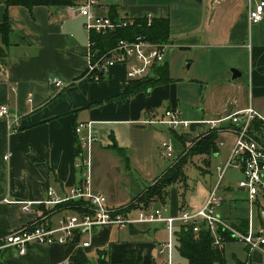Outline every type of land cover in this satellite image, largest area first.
Returning a JSON list of instances; mask_svg holds the SVG:
<instances>
[{
  "label": "crops",
  "instance_id": "obj_1",
  "mask_svg": "<svg viewBox=\"0 0 264 264\" xmlns=\"http://www.w3.org/2000/svg\"><path fill=\"white\" fill-rule=\"evenodd\" d=\"M97 1L96 13L101 16L115 15L117 19L127 17L129 20L152 16L169 20L173 47L200 48L214 45L232 46L236 50L248 48L251 61L247 102H240L235 97L230 102L232 107L219 114V117L200 120L220 119L235 110L246 108L250 102L258 110L264 111V19L258 24H252L248 18L249 11L245 12L260 0ZM206 9L208 11L204 16ZM189 10H199L202 16H190ZM7 18L10 32L5 41L6 57L0 60V104H7L10 114L0 118V242L11 231L40 220L35 214L25 212L22 202H44L49 198V192L65 197L82 180L84 172L76 166L78 137L75 129L78 124H89L81 136L91 133L95 138L91 145L93 157L96 154L105 155V149L118 153L114 145L126 151L139 149L142 131L137 130V125H150L148 120L156 116L155 106L159 104L152 99L164 88V85H160L144 91L153 90L152 94L149 92L150 95L144 92L133 96L124 95L130 82L127 80L125 65L111 67L99 80L89 75L90 34L85 27L86 18L80 16L76 6L50 9L38 5L29 9L14 5L8 7ZM174 23L177 25L174 26ZM178 25L185 28L184 33L179 28L176 30ZM205 29H211V34ZM54 78L63 80L65 86L56 87L52 83ZM11 122H16L14 129L9 128ZM160 125L174 134L177 132L184 145L191 144L200 133L209 129L207 124L196 128L194 125L182 137L180 131ZM221 134L219 132L218 140ZM225 134L230 141H221L220 146L233 147L235 135L228 132ZM256 135L264 144L263 126L256 131ZM163 153L165 155L164 149ZM215 154L219 156L221 149ZM131 158L129 156L130 161ZM140 160L136 158L141 164L143 161ZM125 165L130 168V162L125 160ZM145 166L143 163L138 169L142 173H149V167ZM230 186L227 184L224 188L234 195L232 190H228ZM180 195L179 190H175V194L170 191L168 200L172 205L170 209H164L168 215H178L188 210L185 203L181 205ZM239 195L248 197L238 186V193L224 200L220 206L229 205L226 213L220 216L233 227L243 221L249 222L251 218V213L248 219L234 220L231 217L232 211L243 207L241 204L244 202L241 201L250 207L248 199L243 200ZM162 204L166 203L151 202L148 206L159 207ZM40 209L54 223L60 214L52 212V208ZM45 209L51 212L46 214ZM256 215L261 230L264 226V195L259 196L255 203L252 223ZM180 225L176 223L177 231ZM152 227H156V232L159 229L157 226ZM114 229L119 232L128 230L130 239L121 243L118 239L115 243L112 240ZM150 232L152 228L143 225L126 229L100 226L81 237V241L87 234L93 237L88 248L76 244H35L25 255H20L16 248L0 246V264H75L72 258L79 250H83L93 263L97 262L100 250H107L111 262L122 260L127 252H134L142 258V264H154L158 263L156 253L160 251L157 250V243L161 247L163 244L157 242L155 237L147 239L141 236ZM234 241L237 239L233 238L226 244ZM242 244L246 255L243 258L234 255V262L227 261L229 264H264V246L252 249L246 243ZM92 254H96L97 258L91 257ZM224 254L226 258L225 247Z\"/></svg>",
  "mask_w": 264,
  "mask_h": 264
},
{
  "label": "built area",
  "instance_id": "obj_2",
  "mask_svg": "<svg viewBox=\"0 0 264 264\" xmlns=\"http://www.w3.org/2000/svg\"><path fill=\"white\" fill-rule=\"evenodd\" d=\"M97 0H85L76 6L80 16L86 18L85 27L91 33L105 34L109 31L126 27L133 24L132 21L124 19L113 20L107 16L96 13ZM75 7V6H74ZM250 23L258 24L264 19V0L258 1L248 10ZM152 16L148 17L151 24ZM173 44L171 42H153L145 37H137L135 40L121 39L114 48L107 53L94 51L92 41L88 51L89 68L88 74L95 79L101 76L116 65L127 67V80L145 79L154 76L159 67L165 64L166 58ZM52 83L62 88L65 83L60 78H54ZM30 100V99H29ZM10 108L7 104H0V118L8 117ZM260 123L264 127V111L256 109L252 104L246 108L235 110L216 120L188 121L181 117L179 110L170 108L166 111L161 120L150 118L149 124L159 123L166 125L173 131L178 129H189L192 126L207 124L208 132L217 130L220 133H233L235 135L234 147L229 160L224 167L218 166L220 178L215 185L205 205L196 213L183 210L178 215H168L164 209L150 206H142L135 209L113 208L109 205L108 198L104 193L95 192L92 181V151L91 145L95 138L89 133L81 136L89 124L80 123L76 126L75 132L80 143V152L77 154V168L85 172L82 180L74 185L67 196L60 197L49 192V198L44 202H22L25 212L35 214L39 221L11 231L0 242L2 247L16 248L20 255H25L32 245L45 246L76 244L83 248L90 247V242H82L81 237L86 232L100 226H113L119 229L136 227L138 225L161 224L168 232V241L164 242L161 253L168 252L167 264H173L175 250L174 240L177 237L176 223L182 226H193L195 232H199L201 224H205L214 237L217 245L222 243L220 231L231 230L234 239L243 241L252 249H261L264 246V228L254 232L252 223L253 208L259 196L264 195V144L253 132L254 123ZM16 122H11L9 128L14 129ZM222 145V143L220 144ZM165 156L173 157L175 145L170 142L162 144ZM230 167L238 169L242 175L238 186L248 195L250 203L251 218L246 233L239 232L227 221L215 214L216 208L222 206L224 199L218 197L217 193L225 179ZM81 201L86 204L82 210L66 209L58 215L55 223L43 215L40 207L54 208L57 205L69 202ZM39 207H35V205Z\"/></svg>",
  "mask_w": 264,
  "mask_h": 264
},
{
  "label": "rangeland",
  "instance_id": "obj_3",
  "mask_svg": "<svg viewBox=\"0 0 264 264\" xmlns=\"http://www.w3.org/2000/svg\"><path fill=\"white\" fill-rule=\"evenodd\" d=\"M207 11L208 9L204 10V16ZM245 12L247 13L248 10L246 9ZM189 14L190 16L198 18L202 16L199 10H189ZM176 25L177 24L174 23V26ZM180 27L181 26L178 25L176 30L179 28V31L184 33L185 28ZM206 30L211 34V29H205V31ZM172 50L168 53L167 57H169L168 59L166 58L167 61H165L169 67L172 81L164 85V88L160 89L152 99L155 103H159L155 106V111L157 112L155 116L156 119L161 120L166 111L170 108L179 110L184 120L193 122L200 120V118L213 119L219 117V114L229 110V107H232V103L230 104V102H233L235 97H237L240 102H247L248 89L250 87L249 67L251 61L249 60L250 51L248 48L236 50L232 46L218 47L210 45L200 48L174 46ZM233 68L242 75L238 77L235 82L231 81V83L230 80ZM152 91H149L150 94L153 93ZM149 92L144 93L150 95ZM250 104H252V102H250L249 105ZM194 127L196 128L198 126L195 125ZM137 130L142 131L140 132L142 141L139 149L134 148L127 150L129 156H132L130 168L126 167L125 160L123 159L122 161L120 154L115 151L105 149V155L96 154L94 157L92 155V181L94 190L104 193L108 198L109 205L113 208H123L126 204L129 206L135 205L140 202L138 197L140 193L145 197L150 196L152 189L162 181L164 175L171 169V166L179 162L182 158H186L187 165L183 167V172L186 175L183 180L184 182H173L169 187V191L175 194V190H179L181 194V205L186 204L188 211L191 213L198 212L205 205L220 178V172L217 170L218 166L224 167L226 165L234 144L233 147L232 145L220 146L221 141L227 143L230 141L228 136L222 133L218 140L221 149V154L219 156L216 154L194 156L193 149H191L192 145L197 140L206 136L210 131L208 132L207 130L200 133L191 144L184 145L178 135L172 133L160 124L153 123L145 125L144 127L137 125ZM179 130L180 129H178V132ZM190 131L191 129L181 130L180 135L183 137ZM231 134L234 135L233 133ZM164 142H170L177 147V149L175 147L173 157L164 155L162 146ZM136 158H140V161L143 162L140 164V162L136 161ZM143 163L144 166L146 165L145 167H149V173L146 171L142 173L141 170L138 169ZM164 172L165 174L162 175ZM85 175L84 172V176ZM241 177L242 175L238 169L230 167L217 193L218 197L220 196L222 199L228 200L229 197L236 195L238 193V184ZM227 184L231 185L228 190H232L234 195L230 194L227 192V189H225ZM240 198L243 200L248 199L245 195L240 196ZM152 201L166 203L159 206L166 210L170 209L172 205V202H169V200L162 202L154 199ZM170 201L172 200L170 199ZM241 202H244L241 204L243 207L231 213V217L234 220L238 218L248 219L250 216V207L245 201ZM227 208H229L227 204L223 207H217L215 214L218 216L223 213L225 214ZM150 209H154V206H150ZM253 223L254 232L260 231L257 215L254 217ZM143 226L149 225L144 224ZM152 226H157L159 228L157 232L156 229H154L156 227ZM150 227L152 228V232H150V234L143 233L141 235L142 237H147V239L149 237H155L157 242L161 244L168 241V232L163 225L154 224L150 225ZM235 228L238 230L237 227ZM226 231L232 233L231 230ZM239 232L246 233L242 231ZM118 239L120 243L128 241L130 239L129 231L124 230L123 232H119L118 229H114L112 240L116 243ZM93 240V237L87 234L83 237L82 242H91ZM242 243L244 242L237 240L226 244L225 252L229 263L234 262V255H237L239 258H243V256L246 255ZM174 245L173 264H188V260L182 257L178 251L176 239L174 240ZM157 247L159 248L157 249L158 251H161L163 248L159 246L158 243ZM160 251L156 253L158 263L167 264L169 258L168 252L161 253ZM91 257L97 258V255L92 254Z\"/></svg>",
  "mask_w": 264,
  "mask_h": 264
},
{
  "label": "trees",
  "instance_id": "obj_4",
  "mask_svg": "<svg viewBox=\"0 0 264 264\" xmlns=\"http://www.w3.org/2000/svg\"><path fill=\"white\" fill-rule=\"evenodd\" d=\"M85 0H0V5L5 4L7 8L9 6L21 5L29 9H32L34 6L42 5L47 6L50 9H60L74 7L81 4ZM113 20H116L115 15L110 17ZM124 20H129L127 17L123 18ZM132 21L133 24L126 27H119L116 30L109 31L105 34L100 33H91L90 41H92L94 51L98 53H107L109 50L114 48L116 44L121 39H133L137 37H145L148 40L153 42H170V29L171 25L169 20L164 18H152L151 24L148 22V17L138 18ZM10 32V26L7 18V11L3 22L0 24V60H3L6 57V38ZM170 71L168 65L165 63L158 68L154 76H150L145 79L131 80L128 85L127 91L124 95L133 96L140 92L148 91L154 87L165 85L170 83ZM155 119V117H153ZM261 127L260 123H254L253 131H258ZM178 135L177 133H175ZM179 136V135H178ZM258 137V136H257ZM219 131L213 130L206 134V136L197 140L191 147L193 149V155H207L215 154L220 151L219 144ZM114 149L126 160L130 162L127 151L118 147L117 145L113 146ZM190 149V150H191ZM80 152V143L79 139L77 140V150L76 154ZM187 165V159L182 158L179 162L174 163L171 166V169L164 175V178L160 183H158L153 189L150 196L145 197L144 195L138 196L140 202L135 205L126 204L123 208L135 209L138 207L148 206L152 200L157 199L162 202H166L169 198L170 191L169 187L173 182H184V177L186 175L183 172V167ZM174 183V184H175ZM86 207V204L81 201H69L60 205H57L53 208L54 213L61 212L66 209H78L82 210ZM45 208V206H41ZM56 211V212H55ZM44 212L50 213L51 211L44 210ZM249 222L243 221L239 226H236L238 230L246 232L248 230ZM222 243L220 245L215 244L214 237L210 230L206 227L205 224H201L199 232H195L193 226H182L180 225L179 230L177 231V248L180 255L188 260V264H229L225 258L224 247L226 242L233 240V236L230 232L220 231ZM80 240V237L76 239V242ZM74 245V244H73ZM107 250H100L98 252V260L96 263L91 262L88 256L83 250H79L78 253L72 258V261L75 264H142V258L138 257L136 253L127 252L125 257L116 262H111L108 258ZM158 264V263H154Z\"/></svg>",
  "mask_w": 264,
  "mask_h": 264
},
{
  "label": "water",
  "instance_id": "obj_5",
  "mask_svg": "<svg viewBox=\"0 0 264 264\" xmlns=\"http://www.w3.org/2000/svg\"><path fill=\"white\" fill-rule=\"evenodd\" d=\"M7 6L5 5V4H2V5H0V24L3 22V20H4V17H5V13H6V11H7ZM241 76V73L240 72H238L236 69H232V77H231V81L232 82H235L236 81V79L238 78V77H240Z\"/></svg>",
  "mask_w": 264,
  "mask_h": 264
}]
</instances>
